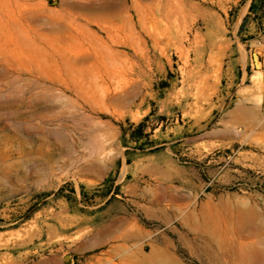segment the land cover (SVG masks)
<instances>
[{"label": "rangeland", "instance_id": "obj_1", "mask_svg": "<svg viewBox=\"0 0 264 264\" xmlns=\"http://www.w3.org/2000/svg\"><path fill=\"white\" fill-rule=\"evenodd\" d=\"M248 4L0 0V264H231L263 233L264 31L238 35ZM151 111L163 146L127 163L117 123Z\"/></svg>", "mask_w": 264, "mask_h": 264}, {"label": "trees", "instance_id": "obj_2", "mask_svg": "<svg viewBox=\"0 0 264 264\" xmlns=\"http://www.w3.org/2000/svg\"><path fill=\"white\" fill-rule=\"evenodd\" d=\"M245 2L247 0H241ZM264 31V0H249L247 12L243 16L241 23L238 28V35L240 36L243 42L252 38L255 33ZM244 32H248L249 35L242 36ZM163 85H166V81H162ZM152 111L148 114L144 115L139 121L133 122L128 118L125 119L126 126H124L123 122H119L118 127L120 131L119 140L121 145L125 146L124 154L126 157V162L130 163L133 159L132 154L136 153H149L155 152L162 148V142L158 141L155 138H152L151 135L157 123L149 124L148 120ZM159 120H164V115H158ZM157 122V121H156ZM159 123V122H158ZM120 158L117 159L116 165L120 164ZM101 185L104 187L102 190V196L106 197L110 194L112 187L114 186V178L108 176L106 177ZM118 188V185H115L114 191L110 195V200L114 194L115 189ZM64 186L59 187L55 195L59 197H65L67 200H76L75 189L74 187H70V194H62ZM49 193H42V196H46ZM80 196L81 200L85 198V193L82 190V185H80Z\"/></svg>", "mask_w": 264, "mask_h": 264}, {"label": "bare ground", "instance_id": "obj_3", "mask_svg": "<svg viewBox=\"0 0 264 264\" xmlns=\"http://www.w3.org/2000/svg\"><path fill=\"white\" fill-rule=\"evenodd\" d=\"M236 211V210H235ZM241 212V211H240ZM235 215V214H234ZM231 217V216H230ZM238 217V216H237ZM240 217V216H239ZM246 219V218H245ZM253 219V218H252ZM247 220H248V218H247ZM246 220V221H247ZM254 220V219H253ZM264 220V219H263ZM262 220V221H263ZM249 221V220H248ZM251 221V220H250ZM249 221V222H250ZM242 222V221H241ZM252 222V221H251ZM245 223V222H244ZM247 224H249V223H247ZM254 223H252L251 225H253ZM259 224V223H258ZM257 224V229H253V230H259L258 232H259V234L257 235L256 233H255V235H257L256 236V238H255V240H253V241H251V240H249L250 238H253V237H249V242H240V244L239 245H237V246H239V247H237L238 248V252L237 253H235V257L232 259V263L231 264H264V231H262L263 233L262 234H260V228H262V224H259L258 225ZM229 227V226H228ZM234 227V226H233ZM236 227V226H235ZM242 227V226H241ZM241 227L240 228H236V230H240V231H237V232H239V233H237V236L239 237H241V234H242V230L245 228L246 229V227L244 226V228L243 229H241ZM251 227V226H250ZM253 227H255L254 225H253ZM252 227V228H253ZM226 228V227H225ZM256 228V227H255ZM251 228H249V230H250ZM226 230H227V228H226ZM225 230V231H226ZM235 230V229H234ZM253 230L251 231V233L253 232ZM263 230V229H262ZM229 231V230H228ZM227 231V232H228ZM245 231V230H244ZM248 231V230H247ZM247 231H245V232H247ZM244 232V233H245ZM255 232V231H254ZM253 232V233H254ZM211 233V232H210ZM230 233V232H229ZM247 233H249V232H247ZM213 234H215V233H213ZM228 234V233H227ZM246 234V233H245ZM242 235H244V234H242ZM249 236L250 235V233L249 234H246V236ZM232 236V235H231ZM247 236V237H248ZM228 237V236H227ZM226 237V238H227ZM230 237V236H229ZM235 237V235L234 236H232V239ZM215 238V237H214ZM224 238V237H223ZM241 238H243V236L241 237ZM197 239V238H196ZM215 239H217V238H215ZM231 239V240H232ZM234 239H236V238H234ZM245 239V238H244ZM254 239V238H253ZM224 241L226 240V239H223ZM243 240V239H242ZM213 241H215V240H213ZM220 241V240H219ZM222 241V240H221ZM228 241V240H227ZM230 241V240H229ZM245 241V240H244ZM215 242H217L218 243V241L216 240ZM214 242V243H215ZM236 242V241H235ZM226 243H231V242H224V244H226ZM227 245V244H226ZM233 245V244H232ZM231 245V246H232ZM206 246H207V244H206ZM217 246V245H216ZM224 246V245H223ZM234 246V245H233ZM228 247V246H227ZM216 248V247H215ZM218 248H219V246H218ZM233 249V248H232ZM220 250V249H219ZM226 250V249H225ZM210 251H211V249H210ZM214 251H215V249H214ZM227 251V250H226ZM232 251V250H231ZM219 252V251H218ZM212 253V252H211ZM210 253V254H211ZM227 253V252H226ZM224 251H220V253L219 254H217L218 256V258H219V261H218V263L219 262H221V259L223 260V257L225 256V254H226ZM229 254H230V252H229ZM206 255V254H205ZM211 256V255H210ZM226 257V256H225ZM214 258H215V255H214ZM138 260H140V262L141 263H146V262H148L149 264H181V262H179V260L178 259H176L172 254H170V253H168V252H164V251H162V252H160V251H152V253H150V254H141L139 257H138ZM210 260V259H209ZM212 261L213 260H215V259H211ZM217 261V260H216ZM223 262V261H222ZM217 263V262H216Z\"/></svg>", "mask_w": 264, "mask_h": 264}, {"label": "water", "instance_id": "obj_4", "mask_svg": "<svg viewBox=\"0 0 264 264\" xmlns=\"http://www.w3.org/2000/svg\"><path fill=\"white\" fill-rule=\"evenodd\" d=\"M253 59L256 61L257 60V54L255 52L252 53Z\"/></svg>", "mask_w": 264, "mask_h": 264}, {"label": "crops", "instance_id": "obj_5", "mask_svg": "<svg viewBox=\"0 0 264 264\" xmlns=\"http://www.w3.org/2000/svg\"><path fill=\"white\" fill-rule=\"evenodd\" d=\"M107 202L109 201V200H106Z\"/></svg>", "mask_w": 264, "mask_h": 264}]
</instances>
